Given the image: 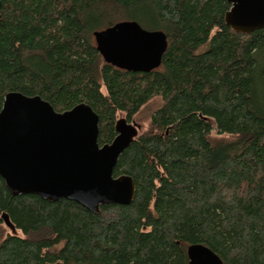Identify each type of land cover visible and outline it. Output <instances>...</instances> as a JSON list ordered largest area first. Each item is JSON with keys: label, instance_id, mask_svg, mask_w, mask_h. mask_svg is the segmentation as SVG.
Masks as SVG:
<instances>
[{"label": "trees", "instance_id": "trees-1", "mask_svg": "<svg viewBox=\"0 0 264 264\" xmlns=\"http://www.w3.org/2000/svg\"><path fill=\"white\" fill-rule=\"evenodd\" d=\"M230 8L227 0H2L0 111L11 91L40 95L57 111L87 103L103 145L115 139L119 114L132 121L161 100L114 170L136 182L130 204L95 214L73 200L13 195L0 176V264H189L198 243L224 264H264V28L236 31ZM123 20L166 33L159 68L134 72L103 59L94 32Z\"/></svg>", "mask_w": 264, "mask_h": 264}, {"label": "water", "instance_id": "water-1", "mask_svg": "<svg viewBox=\"0 0 264 264\" xmlns=\"http://www.w3.org/2000/svg\"><path fill=\"white\" fill-rule=\"evenodd\" d=\"M226 22L239 32L264 28V0H227ZM2 0H0V16ZM103 59L118 68L150 72L161 66L168 48L162 30L123 20L94 32ZM141 126L116 122L111 143L99 142L100 117L87 103L57 111L40 95L6 94L0 111V176L13 195L37 194L45 200H73L99 214L106 204H130L136 193L132 176H115L120 155ZM12 227L8 213L2 215ZM189 264H224L207 245L188 247Z\"/></svg>", "mask_w": 264, "mask_h": 264}, {"label": "rangeland", "instance_id": "rangeland-1", "mask_svg": "<svg viewBox=\"0 0 264 264\" xmlns=\"http://www.w3.org/2000/svg\"><path fill=\"white\" fill-rule=\"evenodd\" d=\"M160 98L155 97L148 104H146L132 119V121L137 122L142 128H146L149 124L150 118L154 110L160 104ZM126 118L125 114H119V118ZM130 121V122H132ZM6 231H11L9 227L4 228ZM20 233V232H19Z\"/></svg>", "mask_w": 264, "mask_h": 264}]
</instances>
